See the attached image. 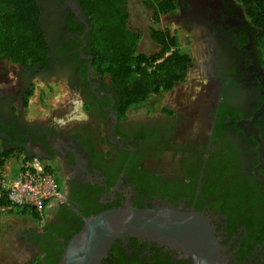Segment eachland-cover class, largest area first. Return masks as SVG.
Segmentation results:
<instances>
[{"label":"flooded vegetation","instance_id":"1","mask_svg":"<svg viewBox=\"0 0 264 264\" xmlns=\"http://www.w3.org/2000/svg\"><path fill=\"white\" fill-rule=\"evenodd\" d=\"M36 1L47 56L18 65L17 84L0 78L9 83L0 89V145L47 160L58 172L65 203L48 212L53 243H62L83 217L129 202L200 211L219 239L222 264H264V52L243 6L236 0H176L167 19L191 44L200 39L204 80L196 91L190 87L167 103L122 116L116 89L95 75L89 21L79 0ZM34 81L76 91L79 110L68 105L52 110L56 119L29 122L31 94L25 95ZM225 222L235 231L230 238ZM42 228L16 233L15 249L47 264L51 241ZM115 243L103 264H159L157 256L166 254L172 262L189 259L134 237ZM237 251L242 255L234 258ZM0 264L20 263L2 254Z\"/></svg>","mask_w":264,"mask_h":264},{"label":"trees","instance_id":"2","mask_svg":"<svg viewBox=\"0 0 264 264\" xmlns=\"http://www.w3.org/2000/svg\"><path fill=\"white\" fill-rule=\"evenodd\" d=\"M246 13L247 18L259 31L257 43L264 52V0H236ZM80 6L89 21V44L95 75L108 79L116 89V107L120 115L126 111L143 106L150 97L168 92L177 83L186 80L194 58L176 49L177 33L168 27L148 28L151 40L157 49L150 53L137 51L140 33L129 23L128 0H79ZM149 12L151 21L156 24L177 9L176 0H141ZM47 41L40 24V8L36 0H0V60L15 65L32 66L46 59ZM29 91L26 96H29ZM27 104V98L24 99ZM10 151L3 149L0 157ZM2 160V159H1ZM50 171L53 168H49ZM57 179L60 180L59 177ZM63 207H66L63 204ZM20 213H26V210ZM33 218L37 215L32 212ZM227 219H232L228 214ZM232 222H225L224 230L230 238L235 234ZM49 223L43 224L42 236L51 241L47 252V264H57L63 247L68 239L77 232L81 224L68 232L62 243H53L55 236L48 230ZM57 228V224H55ZM58 229V228H57ZM54 232H58L54 229ZM261 235L259 241H262ZM244 236V234H243ZM242 236V237H243ZM38 237V236H36ZM136 239V238H135ZM227 241V240H225ZM222 243V242H221ZM224 243V242H223ZM222 243V244H223ZM117 248L114 242L107 257ZM241 251L233 254L240 257ZM159 264H191L190 259L172 262L166 254L157 256ZM28 264H42L40 256H35Z\"/></svg>","mask_w":264,"mask_h":264},{"label":"water","instance_id":"3","mask_svg":"<svg viewBox=\"0 0 264 264\" xmlns=\"http://www.w3.org/2000/svg\"><path fill=\"white\" fill-rule=\"evenodd\" d=\"M124 237L174 250L189 258L191 264H222L219 239L205 214L169 207H135L129 202L83 217L57 264H101L111 245Z\"/></svg>","mask_w":264,"mask_h":264},{"label":"rangeland","instance_id":"4","mask_svg":"<svg viewBox=\"0 0 264 264\" xmlns=\"http://www.w3.org/2000/svg\"><path fill=\"white\" fill-rule=\"evenodd\" d=\"M128 5L130 10L129 23L134 30L139 31L140 33L137 51L144 53L155 51L157 47L150 38L148 28L152 25H156L159 28L164 29L165 27H168L170 30H174V24H172L173 22L170 19H162L158 24H156L154 21H151L149 12L145 9L141 0H128ZM175 31L177 33V44L175 48L182 53H188L192 55L194 58V65L189 69L184 83L174 87V89L170 92H164L159 96L150 97L143 106L133 110L134 114L140 113V111H146L148 107L152 106L155 103H158L159 100L167 103L172 97H174L176 93L183 90H188L190 87L194 91H196L199 87L197 81L203 79L201 75L204 69L202 56L198 57V53L202 48L200 39H195L196 43L195 45H193L185 34H181V32L177 31V29ZM19 70L20 68L18 67V65L12 64L7 60H0V78L6 77L8 80H11L12 85L17 84V80L19 79ZM32 84L33 86L31 85L32 87L29 90L31 91V98L27 108H29V114H33L35 116L29 117V122H48L50 121V118L56 119L57 117L55 116V114H51L52 110L63 109L65 108V105L67 108H69V105L72 107L71 109L78 108L79 110V105L81 104V102L76 91L66 90L62 85L61 90L59 91V84H50L48 86H45L38 81H34ZM6 85L8 86L9 83L6 84L5 82L0 81V89ZM25 97L27 96L25 95ZM13 108L15 109L14 106ZM0 149H2L1 145ZM21 155L24 156L22 152H20L19 155L15 156ZM45 162L48 163V161ZM55 172L58 174L57 171ZM39 222L41 221L37 218L34 219V222H0V255L6 254L5 256H8L9 259L13 258L15 260H18L20 264H26L29 259L25 258V252L20 251L19 253H16L14 251V248L16 247V244H18V241H16V237H14L12 234V227H16V232L19 231V233L21 234H27L24 228L28 225L31 229L33 226L40 227L41 224Z\"/></svg>","mask_w":264,"mask_h":264},{"label":"built area","instance_id":"5","mask_svg":"<svg viewBox=\"0 0 264 264\" xmlns=\"http://www.w3.org/2000/svg\"><path fill=\"white\" fill-rule=\"evenodd\" d=\"M64 202L63 186L42 160L14 154L0 157V205L32 210L43 224L47 208Z\"/></svg>","mask_w":264,"mask_h":264},{"label":"crops","instance_id":"6","mask_svg":"<svg viewBox=\"0 0 264 264\" xmlns=\"http://www.w3.org/2000/svg\"><path fill=\"white\" fill-rule=\"evenodd\" d=\"M58 86H59V91H60L61 90V85H58ZM72 97H74V96H72ZM65 108L68 110L66 105H65ZM34 116L35 115H32V117H34ZM52 206H49L48 209H50ZM20 212L21 211H17L14 208H11L6 203H2L0 205V222H3V221L4 222H34V218L31 215V212L27 213V211H26V213H24V214L20 213ZM34 227H36V226H33L32 228H34ZM12 228H13V231H12L13 233L12 234H13L14 237H16V233L18 232V234H19V231L16 232V227H12ZM24 230H25L26 233H29L32 229L28 225L27 227L24 228ZM14 251L16 253H18L15 248H14ZM4 255H6V254H4Z\"/></svg>","mask_w":264,"mask_h":264},{"label":"clouds","instance_id":"7","mask_svg":"<svg viewBox=\"0 0 264 264\" xmlns=\"http://www.w3.org/2000/svg\"><path fill=\"white\" fill-rule=\"evenodd\" d=\"M1 152H3V148L2 149H0V153ZM10 154H13V153H8V155H10ZM16 155V154H15ZM24 156L25 157H30V158H32V157H36V156H26L25 154H24ZM37 158L38 159H40V160H42L45 164H46V167H47V169L50 171V169L49 168H51V165H50V163L48 162V163H46L45 161H47V160H43V159H41V158H39L38 156H37ZM53 175H54V177H55V179H56V181L59 183V184H61L62 186H63V182L61 181V180H59V179H57V177H58V174L54 171V170H52V171H50ZM65 203V202H64ZM55 203H52L50 206H52V205H54ZM62 204V203H61ZM49 208V207H48ZM47 208V210H46V216H45V221H44V223L43 224H45L48 220V218H49V214H48V212H49V210L50 209H48ZM17 211H23V210H26V209H22V210H18V209H16ZM27 212H34V211H32V210H26ZM35 213V212H34ZM36 214V213H35ZM37 215V214H36ZM37 217H38V220H40V218H39V216L37 215ZM47 220V221H46ZM41 221V220H40ZM41 225H40V227H42L43 226V224L41 223V222H39ZM191 262V261H190Z\"/></svg>","mask_w":264,"mask_h":264}]
</instances>
